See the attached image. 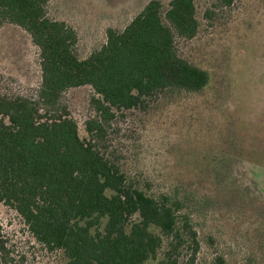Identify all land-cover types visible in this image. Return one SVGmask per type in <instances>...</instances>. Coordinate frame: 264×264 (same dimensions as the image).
Wrapping results in <instances>:
<instances>
[{
	"label": "trees",
	"instance_id": "obj_1",
	"mask_svg": "<svg viewBox=\"0 0 264 264\" xmlns=\"http://www.w3.org/2000/svg\"><path fill=\"white\" fill-rule=\"evenodd\" d=\"M47 2L0 0V27L29 36L40 69L30 95L0 89V204L66 264H197L187 197L130 172L115 139L129 112L152 113L166 97L208 83V72L177 49L179 37L198 29L194 0H169L165 9L148 1L85 55L76 52V31L48 16ZM72 88L88 91L85 137L64 100Z\"/></svg>",
	"mask_w": 264,
	"mask_h": 264
},
{
	"label": "rangeland",
	"instance_id": "obj_2",
	"mask_svg": "<svg viewBox=\"0 0 264 264\" xmlns=\"http://www.w3.org/2000/svg\"><path fill=\"white\" fill-rule=\"evenodd\" d=\"M150 0H48L47 14L77 33L76 52L89 53L107 28H122ZM165 9L169 0H158ZM198 29L177 39L179 53L208 72L198 93L162 100L152 113L118 122V147L130 172L154 189L186 196L199 238L197 264H264V0H194ZM38 50L17 27H0V89L30 95L39 83ZM88 91L64 94L80 137L87 134ZM129 135V137H127ZM159 188V189H158ZM0 264H66L0 204ZM147 264H156L149 261Z\"/></svg>",
	"mask_w": 264,
	"mask_h": 264
}]
</instances>
